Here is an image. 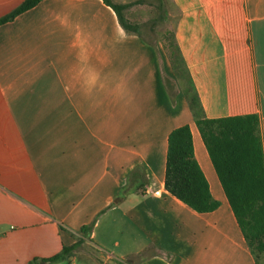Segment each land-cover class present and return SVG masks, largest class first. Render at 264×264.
Returning a JSON list of instances; mask_svg holds the SVG:
<instances>
[{
    "label": "crops",
    "instance_id": "crops-1",
    "mask_svg": "<svg viewBox=\"0 0 264 264\" xmlns=\"http://www.w3.org/2000/svg\"><path fill=\"white\" fill-rule=\"evenodd\" d=\"M24 2L0 0V19ZM169 3L183 76L103 0H44L0 26V264H78V251L93 264H258L196 115L257 116L264 155V0ZM185 125L211 213L165 188L168 138Z\"/></svg>",
    "mask_w": 264,
    "mask_h": 264
},
{
    "label": "trees",
    "instance_id": "trees-1",
    "mask_svg": "<svg viewBox=\"0 0 264 264\" xmlns=\"http://www.w3.org/2000/svg\"><path fill=\"white\" fill-rule=\"evenodd\" d=\"M42 1L25 0L12 13L0 19V26L34 9ZM103 1L115 11L121 26L128 33L140 30V24L131 22L125 12L141 0L127 4ZM176 53L181 61L178 47ZM197 104V100L192 98L190 105L194 112ZM196 124L246 243L256 262L264 264V155L259 136V119L255 115L220 119L196 115ZM165 188L199 214L211 213L220 207L195 157L188 125L175 129L169 135ZM128 191L129 188L125 187L116 202ZM82 230L90 231L91 227ZM76 247L64 249L50 261L64 259Z\"/></svg>",
    "mask_w": 264,
    "mask_h": 264
},
{
    "label": "rangeland",
    "instance_id": "rangeland-1",
    "mask_svg": "<svg viewBox=\"0 0 264 264\" xmlns=\"http://www.w3.org/2000/svg\"><path fill=\"white\" fill-rule=\"evenodd\" d=\"M116 2H136L139 0H114ZM125 14H128L133 23L140 24L143 30H151L148 39L151 42L160 39L165 43L171 52L177 64L178 76H183V67L180 59L173 47V28L176 12L171 7L169 0H141L140 3L133 6ZM81 251L76 252L78 264H93L88 261L84 255H79ZM101 264V262H100ZM263 264V263H262Z\"/></svg>",
    "mask_w": 264,
    "mask_h": 264
},
{
    "label": "built area",
    "instance_id": "built-area-1",
    "mask_svg": "<svg viewBox=\"0 0 264 264\" xmlns=\"http://www.w3.org/2000/svg\"><path fill=\"white\" fill-rule=\"evenodd\" d=\"M158 193H156V195H157ZM70 264H74V263H70Z\"/></svg>",
    "mask_w": 264,
    "mask_h": 264
}]
</instances>
